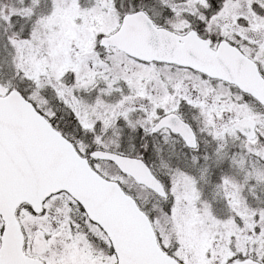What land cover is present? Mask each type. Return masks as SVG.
Here are the masks:
<instances>
[{
  "label": "snow or ice",
  "instance_id": "1",
  "mask_svg": "<svg viewBox=\"0 0 264 264\" xmlns=\"http://www.w3.org/2000/svg\"><path fill=\"white\" fill-rule=\"evenodd\" d=\"M0 264H264V0H0Z\"/></svg>",
  "mask_w": 264,
  "mask_h": 264
}]
</instances>
